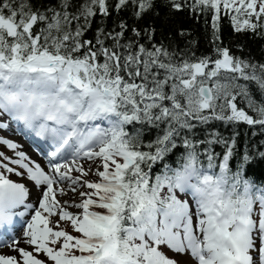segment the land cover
<instances>
[{
  "label": "snow or ice",
  "instance_id": "snow-or-ice-1",
  "mask_svg": "<svg viewBox=\"0 0 264 264\" xmlns=\"http://www.w3.org/2000/svg\"><path fill=\"white\" fill-rule=\"evenodd\" d=\"M222 16L264 40V0H0V117L44 145L0 137V264H264V58Z\"/></svg>",
  "mask_w": 264,
  "mask_h": 264
},
{
  "label": "trees",
  "instance_id": "trees-1",
  "mask_svg": "<svg viewBox=\"0 0 264 264\" xmlns=\"http://www.w3.org/2000/svg\"><path fill=\"white\" fill-rule=\"evenodd\" d=\"M34 2H36V0H34ZM45 2H47V0H45ZM157 3L162 4L163 0H157ZM159 10L161 12V16L163 17L166 13V9L161 7ZM124 15H125V17H127L128 14L125 13ZM179 17H180V24L177 26H182L186 30L191 31L192 32L191 39L196 41V44L193 48V51H195L197 55H200L202 53L207 54L208 52H210V45L205 38V28H204L203 19H201L199 21V23H197L195 20L189 19L187 13H181V14H179ZM149 19L155 20V23L157 26V37H156V39H157V41H159L161 38V36H160V31H161V27H162L161 20L156 19L155 17H150ZM128 22L130 25L132 24L131 19H129ZM140 23L142 26L144 22L142 21ZM110 26H111V20H109V27ZM221 27H222V34H223L224 43L232 46L233 51H235L234 44H241L244 46V54L245 55H247L250 52L251 55L257 60L264 58L261 55L262 49H264V40L251 38L250 36H244L241 34L239 39L233 41L232 37L235 34H233L231 29H230L229 20L227 18H224L223 16L221 19ZM94 30H95V25L93 26V32H94ZM163 30L167 34V33L172 31V28L171 27H164ZM209 31H210V27H209ZM93 32L88 33L87 34L88 37H91ZM185 45H186V41L179 39L178 37L176 38V46L177 47L182 49L185 47ZM237 54L239 55L240 53H237ZM219 130L221 132H224L225 134H228L230 132V129H225L222 125L219 126ZM246 130H247V126H241L239 129V132H240L239 141H240L241 149L243 148L244 134H245ZM248 136H249L250 140H254L257 143L259 142L260 139H264V136H261L259 133L256 137H252L250 131H248ZM249 175L253 176V178L256 179V181L258 183L261 180H264V164H261L259 162H254L250 166Z\"/></svg>",
  "mask_w": 264,
  "mask_h": 264
},
{
  "label": "bare ground",
  "instance_id": "bare-ground-1",
  "mask_svg": "<svg viewBox=\"0 0 264 264\" xmlns=\"http://www.w3.org/2000/svg\"><path fill=\"white\" fill-rule=\"evenodd\" d=\"M12 138H14L15 140H18L17 143L21 144L23 146V150L25 152H27L33 159L36 160H40L41 158H38L37 156H35V154L33 153V151L30 149V147H28L27 145H25L22 142V133H20L19 131L13 130L11 132H8ZM4 252H7L8 254H12L8 249H3Z\"/></svg>",
  "mask_w": 264,
  "mask_h": 264
},
{
  "label": "rangeland",
  "instance_id": "rangeland-1",
  "mask_svg": "<svg viewBox=\"0 0 264 264\" xmlns=\"http://www.w3.org/2000/svg\"><path fill=\"white\" fill-rule=\"evenodd\" d=\"M0 137H5V138L10 139L9 137H7V136L5 135V133H4L3 130L0 131ZM23 141H24L25 144H26V141H25L24 138H23ZM0 151L5 152V153H7V154H10V153L8 152L7 148H6L5 146H3V145H0ZM12 178H13V179H16L14 176H13ZM90 178H91V177H90Z\"/></svg>",
  "mask_w": 264,
  "mask_h": 264
}]
</instances>
